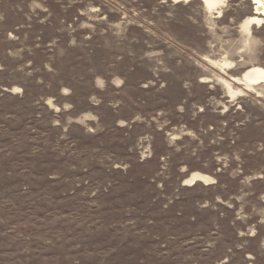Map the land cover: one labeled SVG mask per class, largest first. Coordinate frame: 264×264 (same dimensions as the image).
<instances>
[{
    "label": "rangeland",
    "instance_id": "374dc122",
    "mask_svg": "<svg viewBox=\"0 0 264 264\" xmlns=\"http://www.w3.org/2000/svg\"><path fill=\"white\" fill-rule=\"evenodd\" d=\"M254 8L0 0V264H264Z\"/></svg>",
    "mask_w": 264,
    "mask_h": 264
},
{
    "label": "bare ground",
    "instance_id": "6f19581e",
    "mask_svg": "<svg viewBox=\"0 0 264 264\" xmlns=\"http://www.w3.org/2000/svg\"><path fill=\"white\" fill-rule=\"evenodd\" d=\"M203 2V5L208 9H215L218 5H220L224 0H201ZM254 4V15L264 16V6L262 0H252ZM252 20L261 22L258 18H253ZM254 21H247L244 24V27L246 29L249 28L251 24H254ZM232 83H235L236 85L243 86L245 89L250 88L253 85H259L264 84V69L262 68H250L246 72L242 74L240 78L237 79H231ZM211 181V179H208L205 176H201L198 174H193L191 177L186 181L188 184H192L194 182H208Z\"/></svg>",
    "mask_w": 264,
    "mask_h": 264
}]
</instances>
